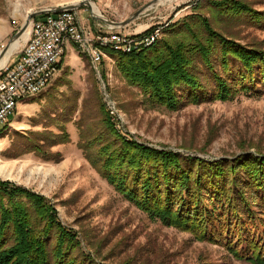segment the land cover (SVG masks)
Wrapping results in <instances>:
<instances>
[{"label":"rangeland","instance_id":"1","mask_svg":"<svg viewBox=\"0 0 264 264\" xmlns=\"http://www.w3.org/2000/svg\"><path fill=\"white\" fill-rule=\"evenodd\" d=\"M86 1L95 4L107 19L124 22L153 0H0V51L14 41L28 17L41 9L81 4L77 9L85 23L109 26L92 16ZM210 1L156 3L131 23L114 30L143 33L161 25L163 38L166 30L202 2L203 14L219 32L242 45L264 49V21L253 22L248 15L219 18L208 8ZM243 1L264 11V0ZM25 41L21 40L7 64L18 58ZM113 60L96 70L88 58L70 50L51 85L38 97L23 102L0 135V180L45 197L63 223L77 232L80 252L93 258L94 264H250L235 259L221 244L199 242L188 232L152 220L124 199L86 159L76 122L83 115L90 118L88 124L96 122L99 105L106 103L120 132L151 147L206 160L264 154V85L258 83L259 91L239 93L227 101L168 110L149 105L137 87L127 84ZM48 115L67 120L71 139L53 146V156L47 160L31 151L23 136L45 129L58 132L55 123L48 124Z\"/></svg>","mask_w":264,"mask_h":264},{"label":"trees","instance_id":"2","mask_svg":"<svg viewBox=\"0 0 264 264\" xmlns=\"http://www.w3.org/2000/svg\"><path fill=\"white\" fill-rule=\"evenodd\" d=\"M210 2L219 18L248 15L264 21V11L243 0ZM203 12L199 2L152 47L112 54L127 84L149 105L177 110L227 101L264 85V49L226 37ZM105 105H99L96 122L88 124L84 115L76 122L80 148L101 177L152 220L199 242L221 244L237 260L264 264V154L206 160L151 147L120 132ZM47 118L58 132L30 131L23 137L31 151L48 160L50 149L71 136L67 120ZM81 248L77 232L45 197L0 180V264H94Z\"/></svg>","mask_w":264,"mask_h":264},{"label":"built area","instance_id":"3","mask_svg":"<svg viewBox=\"0 0 264 264\" xmlns=\"http://www.w3.org/2000/svg\"><path fill=\"white\" fill-rule=\"evenodd\" d=\"M163 27L129 34L111 26H87L77 8L47 10L37 15L30 23L19 59L6 64L0 74V135L21 103L38 97L51 85L70 46L89 58L98 70L105 61H114L112 53L130 54L152 47L160 39ZM110 109L114 114L115 106Z\"/></svg>","mask_w":264,"mask_h":264},{"label":"water","instance_id":"4","mask_svg":"<svg viewBox=\"0 0 264 264\" xmlns=\"http://www.w3.org/2000/svg\"><path fill=\"white\" fill-rule=\"evenodd\" d=\"M161 1L163 0H153L151 3L147 4L146 6H144L143 8H141L140 10H138L136 13H134L129 19H127L126 21L124 22H116V21H113V20H109L107 19L104 15L102 14H95L94 12H92V16L97 19V20H103L106 24H108L109 26L111 27H123L129 23H131L133 20H135L136 18H138L139 16H141L145 10H148L150 9L154 4L156 3H161ZM86 5H88L90 8V2L89 1H86L85 2ZM81 4H69V5H66V6H55V7H51V8H47V9H41V10H38V11H35L33 12L29 17L28 19L26 20L25 24L22 26V28L16 33V35L14 36V40L15 39H18L22 33L25 31V29L27 28V26L31 23V21L33 20L34 17H36L37 15L41 14L42 12L44 11H55V12H59V11H62V10H68V9H74V8H78L80 7ZM13 42V40H12ZM11 42V43H12ZM10 43V44H11ZM10 44L4 49L1 51V54H0V58L7 52Z\"/></svg>","mask_w":264,"mask_h":264},{"label":"bare ground","instance_id":"5","mask_svg":"<svg viewBox=\"0 0 264 264\" xmlns=\"http://www.w3.org/2000/svg\"><path fill=\"white\" fill-rule=\"evenodd\" d=\"M164 1L171 2V1H175V0H163V1H161L160 4H163ZM90 6H91L92 12H94L95 14H100L98 12V9H97V7H96L95 4L90 3ZM29 32H30V24L27 26V28L22 33V35L18 39L14 40L10 44L7 52L0 58V70L3 69L6 66V64H7L8 60H9L10 56L20 47L21 40L28 38ZM0 54H1V51H0Z\"/></svg>","mask_w":264,"mask_h":264},{"label":"crops","instance_id":"6","mask_svg":"<svg viewBox=\"0 0 264 264\" xmlns=\"http://www.w3.org/2000/svg\"><path fill=\"white\" fill-rule=\"evenodd\" d=\"M86 25H87V26H91V25L88 24V23H86ZM71 49H73L75 52L78 51L74 46H70V47L68 48V50H67V54H66V57H65L64 59H66V58L68 57V54H69V52H70ZM78 53H79V52H78ZM79 54H80V53H79ZM81 55H82V54H81ZM83 56H84V55H83ZM19 57H20V56H18V58L15 59L14 62L17 61V60L19 59ZM84 57H86V56H84ZM86 58H87V57H86ZM64 59H63V61H64ZM88 59H89V58H88ZM89 61H90V60H89ZM60 69H61V68H60ZM60 69H59V67H58V71H57V72H59ZM56 74H57V73H56ZM21 104H22V103H21ZM21 104H20V105H21ZM13 118H14V117H13Z\"/></svg>","mask_w":264,"mask_h":264}]
</instances>
